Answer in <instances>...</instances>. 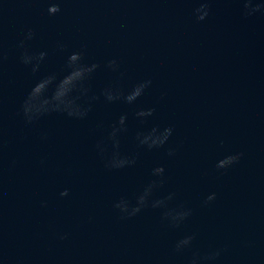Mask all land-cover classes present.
<instances>
[{
    "label": "water",
    "instance_id": "1",
    "mask_svg": "<svg viewBox=\"0 0 264 264\" xmlns=\"http://www.w3.org/2000/svg\"><path fill=\"white\" fill-rule=\"evenodd\" d=\"M0 264H264V0H0Z\"/></svg>",
    "mask_w": 264,
    "mask_h": 264
}]
</instances>
